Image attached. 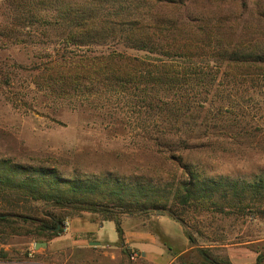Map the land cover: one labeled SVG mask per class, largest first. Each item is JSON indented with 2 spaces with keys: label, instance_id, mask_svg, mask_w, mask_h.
<instances>
[{
  "label": "trees",
  "instance_id": "trees-1",
  "mask_svg": "<svg viewBox=\"0 0 264 264\" xmlns=\"http://www.w3.org/2000/svg\"><path fill=\"white\" fill-rule=\"evenodd\" d=\"M218 1L5 0L10 17L0 24V39L50 43L41 76L52 85L64 90L100 87L130 98L138 109L151 110L156 130L141 139L185 171L189 181L179 184L178 193L183 211L192 206L243 217L255 204L264 212V176L252 182L199 179L184 159L210 148L219 134L264 142V128L248 126L244 104L245 96L264 97V42L249 40L246 47L225 32L223 18L189 8ZM263 11L257 3L248 18L258 26ZM31 27L40 29L37 38L22 32ZM92 47L106 51L92 52ZM151 191L142 185L72 180L55 170L0 161V231L15 233L36 222L37 235L51 240L63 233L67 218L83 212L113 222L120 239V215L166 212L181 224L165 210L166 197ZM209 249L198 250L201 264H221ZM263 261L259 257L257 264Z\"/></svg>",
  "mask_w": 264,
  "mask_h": 264
},
{
  "label": "rangeland",
  "instance_id": "rangeland-1",
  "mask_svg": "<svg viewBox=\"0 0 264 264\" xmlns=\"http://www.w3.org/2000/svg\"><path fill=\"white\" fill-rule=\"evenodd\" d=\"M257 3L263 11L264 0H220L206 6L189 4V8L203 16L223 18L225 32L249 47V40L252 44L264 42V20L257 26L248 18ZM9 12L5 0H0V24L9 20ZM39 31L38 27H31L22 32L37 38ZM22 39L16 43L0 39V161L34 170H55L62 178L72 180L151 188L155 195L166 197L165 210L179 219L182 225L177 224L184 237L189 234L194 242L187 241L185 248L166 241L159 234L155 213L145 212L119 216L127 236L116 250L88 249L87 241L93 237L84 235L79 236L82 247H78L68 237L69 223L75 218L97 224L105 222L106 237L112 241L118 238L112 222L83 212L67 218V229L51 240L37 235L36 222L15 233L1 230L0 264H150L140 258L139 252L128 248L129 233L138 230L159 236L158 240L166 244L163 247L171 255L168 264H201L198 250L205 248H210L211 256L221 264H257L259 257L264 258V212L260 206L255 204L245 210L243 217H236L232 211L226 214L198 211L192 206L183 211L178 193L179 184L189 181L185 171L141 139L156 130L153 112L138 109L130 98L100 87L87 84L77 90H64L50 84L41 76V64L52 45ZM90 50L106 51L100 47ZM249 92L252 94V90ZM245 97L248 126L263 129L264 97L254 96L251 100ZM260 139L219 134L210 148L191 152L184 156V161L193 166L199 179L252 182L264 176V142ZM33 206L43 208L38 203ZM57 213L64 212L57 210ZM37 241L46 243V247L35 249ZM131 252H136L138 258L132 260Z\"/></svg>",
  "mask_w": 264,
  "mask_h": 264
},
{
  "label": "crops",
  "instance_id": "crops-1",
  "mask_svg": "<svg viewBox=\"0 0 264 264\" xmlns=\"http://www.w3.org/2000/svg\"><path fill=\"white\" fill-rule=\"evenodd\" d=\"M155 222L158 226L159 234L165 238V240L168 242H177L180 246L187 247L188 240L184 237L183 233L181 232V227L175 222L173 219H171L168 216L165 215H156L155 216ZM111 222V221H107ZM105 223V222H104ZM104 223L103 224H97L95 222L91 221H82L79 218L72 219L70 221L69 226V232L68 237L71 238L73 241V245H76L78 247H82L80 244V240H78L80 235L84 236H90L93 237L90 238L87 241L88 249H105V248H111L116 250L117 244L120 242L123 243V239L127 236L124 229H122V237L119 238L117 234V240L112 241L109 240L106 237V230L104 229ZM113 223V222H112ZM114 224V223H113ZM115 227V225H114ZM128 234V233H127ZM130 236V243L128 248L135 250L140 258H143L145 261L149 262L150 264H168L169 260L171 258V255L167 253V250L163 246H166L162 241H159L158 235L151 234V232L143 230L133 231L132 233H129ZM160 239V238H159ZM179 241V242H178ZM90 242H98L99 245L95 246H89ZM104 242L109 243V245H105ZM163 245H161V243ZM110 246V247H109ZM112 246V247H111ZM120 246V245H119ZM105 251V250H103ZM171 262V261H170Z\"/></svg>",
  "mask_w": 264,
  "mask_h": 264
},
{
  "label": "water",
  "instance_id": "water-1",
  "mask_svg": "<svg viewBox=\"0 0 264 264\" xmlns=\"http://www.w3.org/2000/svg\"><path fill=\"white\" fill-rule=\"evenodd\" d=\"M46 245L47 244L44 243V242H37V243L34 244V248L38 249L39 247H46ZM89 245L95 246V245H99V243L98 242H90Z\"/></svg>",
  "mask_w": 264,
  "mask_h": 264
},
{
  "label": "built area",
  "instance_id": "built-area-1",
  "mask_svg": "<svg viewBox=\"0 0 264 264\" xmlns=\"http://www.w3.org/2000/svg\"><path fill=\"white\" fill-rule=\"evenodd\" d=\"M67 226H68V224H67V223H65L64 230H66V229H67ZM64 230H63V231H64ZM130 258H131L132 260H135V259H137V258H138V254H137L136 252H131V253H130Z\"/></svg>",
  "mask_w": 264,
  "mask_h": 264
}]
</instances>
